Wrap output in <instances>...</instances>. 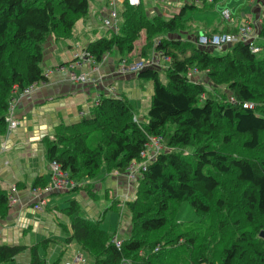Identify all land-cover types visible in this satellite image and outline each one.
Masks as SVG:
<instances>
[{"label": "trees", "instance_id": "1", "mask_svg": "<svg viewBox=\"0 0 264 264\" xmlns=\"http://www.w3.org/2000/svg\"><path fill=\"white\" fill-rule=\"evenodd\" d=\"M125 4L129 8L118 31L85 50L101 61L112 49L133 50L141 28L151 32L139 55L148 58L154 46L169 60L161 70L145 66L137 71L153 87L146 119H133L127 98L102 96L88 116L56 127L46 139L47 157L79 183L103 168L125 171L132 160H141L140 151L152 136L161 138L163 149L139 178L137 195L129 202L131 231L120 248L97 220L74 215L75 200L65 208L71 216L68 240L79 243L93 264H123L126 258L132 264H264V41L258 39V52L247 43L226 44L221 55L211 53L213 46L199 47L181 37L167 36L154 45L153 34L179 30L188 11L199 8L197 2L186 1L168 18H150ZM88 9L89 0H0V132L13 90L46 80L41 66L46 38L69 36ZM257 33L264 38V21ZM193 67L205 80L186 75ZM206 83L214 89L224 85L228 92L214 96ZM253 150L263 154L248 153ZM9 196L0 188V217L8 213ZM185 199L198 220L183 225L176 211ZM23 248L0 245V262ZM197 248L199 253L186 262L182 256ZM29 264H46L35 247Z\"/></svg>", "mask_w": 264, "mask_h": 264}, {"label": "crops", "instance_id": "2", "mask_svg": "<svg viewBox=\"0 0 264 264\" xmlns=\"http://www.w3.org/2000/svg\"><path fill=\"white\" fill-rule=\"evenodd\" d=\"M247 1L257 4L254 7L255 15L252 19L258 17L261 20L259 23L264 21L263 2ZM117 5L118 17L119 19L121 17L122 22L120 6ZM228 8L232 13V8ZM107 13L108 3L106 1L93 0L86 16L75 22L74 33L71 32L69 36L63 38L48 36L44 42L41 62L46 80L39 81L29 94L22 95L21 89L13 93L14 116L18 123L12 129H8L6 125V128L0 132V188L12 195L15 201L10 205L8 213L0 217V245H22L24 248L11 260L0 262V264H29L33 247L38 257L46 264H62L75 254H80L85 258L86 253L79 243L75 240H68L71 234V216L65 211L69 204L66 205L64 201L75 200L77 202L78 209L74 215L79 214L99 222L101 210L91 196L95 197L98 191H102L105 184L107 190H115L117 194L121 191L122 196L127 195L126 180L122 186L120 183L122 189H119L116 178L109 177V170L105 168H103L105 171L101 169L100 172L102 175L105 174L106 178L101 179V175L98 178L101 180H96L93 185L87 182L89 178H85L82 180L85 182L84 185L77 189L42 191L43 187L51 181L46 139H52L58 125L75 123L82 117L88 116L91 108L102 96L127 98L138 118L141 121L146 119L153 92L151 80L140 78L137 72L127 71L125 74L118 72L119 62L122 59L133 62L138 58L137 53L131 54L112 49L101 61L93 63L76 61V56L85 49L88 43L102 36L109 37L113 33L112 30L102 25L101 18ZM234 14L233 16L232 13L235 22L248 19L243 13L241 16L237 12ZM225 22L219 29L231 31L235 22ZM259 41L264 40L259 39ZM135 51L134 48L133 52ZM154 53H148L149 58L156 61L151 67L161 69L167 66L168 61ZM70 70L77 74L85 72L93 80L85 83L71 80L68 76ZM194 78L198 81L201 79L199 74ZM141 104H146L145 115L139 114L137 107ZM42 181H45L46 185L41 186ZM70 191V195L73 196L69 199L68 192ZM53 194L56 195L50 196ZM62 194H68V198L64 199ZM39 197L44 198V203L40 208H34L33 205ZM116 231L114 237L117 239H124L125 234L128 233L126 229H120L118 233ZM40 245L45 248L44 255L40 252ZM87 260L72 264H89Z\"/></svg>", "mask_w": 264, "mask_h": 264}, {"label": "rangeland", "instance_id": "3", "mask_svg": "<svg viewBox=\"0 0 264 264\" xmlns=\"http://www.w3.org/2000/svg\"><path fill=\"white\" fill-rule=\"evenodd\" d=\"M186 1H196L197 5H199L198 9H194L192 11H188L187 13V20L183 23H181L179 30H177L176 32H169V33H164V35H162L163 33H158V34H153V36L150 38V42H152V44L155 45V43H158L160 39H163L164 37H181L183 39H189L193 42H195L197 44V46L199 47H205L201 44H199L197 42V37L201 34V33H215L217 31H222L219 29V27L223 24H225L227 22H231L234 23L235 20H233V16L235 15L234 13H238L240 16L242 15V13L244 14V16L248 19H252V16L255 15L254 13V7L257 5L256 2H250L246 0H139L138 3L136 4H131L136 6V9L138 11V13H142L144 15H146L147 17H154L155 15H159L161 17L164 18H168L170 17L183 3H185ZM263 2V6H264V0H259ZM128 2V0H127ZM93 3V0H89V9H90V4ZM117 4H119L120 9L121 10V16H122V12L125 9V0H118ZM118 6V5H117ZM231 7L232 8V13H231V19H227L225 18L222 14H221V8L222 7ZM129 7H126V9ZM88 9V10H89ZM263 10V9H262ZM83 15L81 17H79L77 20H80L82 18H84ZM235 19V18H234ZM76 20V21H77ZM102 20V25L104 26L103 23V18H101ZM246 19H242V21L240 22L239 20L237 22H235L234 28L233 29H237ZM256 20V21H255ZM261 20L252 19L253 23H256V27H258L261 23H259ZM119 24H121V17L119 19ZM79 25V24H77ZM77 27V26H76ZM105 27V26H104ZM80 29V26H79ZM78 29V30H79ZM232 29V30H233ZM108 31V30H107ZM149 30L146 31L145 28H141L139 30V34L138 37L135 39L134 41V47L136 49L135 52H133V50L129 51V52H125V53H137L138 58L136 60H134L133 62H128L127 60H123L119 62L118 65V72L125 74L127 71H124L121 69V66L123 64L129 66L130 63H134V62H138L140 60H142V62L146 63L150 60L153 61V63H156V61L153 58H145L144 56H140V50L142 48V46L146 43V39H147V35H149L151 32L148 33ZM74 33V26L72 28V31ZM157 33V32H156ZM50 36H53L50 35ZM258 39H263L260 36H258ZM212 54L215 55H221V54H225L227 52V48L221 47V48H214L212 50H210ZM149 52L156 54V56H160L158 54V51L155 49L154 46H150L149 48ZM109 53V52H108ZM107 54V53H106ZM105 54V55H106ZM105 55L103 56L102 59H104ZM101 59V60H102ZM132 61V60H131ZM92 63V62H91ZM164 67V66H163ZM161 70V69H159ZM134 73H136V71H132ZM199 73V72H198ZM197 75V74H196ZM199 78H203L205 80V76L202 73H199ZM93 80V79H92ZM206 85H208L206 83ZM209 90H210V94H213L214 96H218L222 93L225 92L227 94V90L226 87L224 85H220L217 87V89H214L213 87H210L209 85L206 86ZM220 93V94H219ZM146 105V104H145ZM144 104H141L139 107V114H146V108ZM135 117L138 118V116L136 114H134ZM138 120H140L138 118ZM245 150V149H244ZM246 151V150H245ZM263 150H257V151H252V152H248L250 154H257V155H261L263 154L262 152ZM105 171V169H103ZM102 172L98 171L97 174L93 177V178H89L91 180H87V182L89 181L91 183V185H93V183L96 180H101L106 178L105 174H103L102 176ZM101 176V179H98ZM109 177H115L116 178V183L118 182V187H120V183L122 186V183L125 182V188L127 195L122 196L121 195V191L118 192V194L115 192V190L106 189V184L103 186L102 191H96L97 195L91 196V198L94 200V202L99 205L100 210H101V217H100V221L98 222L100 228L104 229L105 231H107L110 234H114V232L116 231V229L119 231L120 229H126V237L124 239H126L127 237H129L130 231H131V210L129 209V202L135 199V196L137 195V191H138V186H139V179H129L127 176V173L125 171H120L117 168H112L111 171L109 170ZM121 178V179H120ZM103 181V180H102ZM80 185H84V181H80L79 182ZM80 185H78L79 187H81ZM77 189V188H76ZM107 191H106V190ZM119 189H122V187H120ZM68 194H71V191L68 192ZM68 194H62L61 196L66 199L68 198ZM56 194L50 195V196H55ZM73 195H70L69 199L72 198ZM66 202L65 204H69V200L64 201ZM10 205L13 204V202L9 203ZM61 204V203H60ZM113 204V205H112ZM106 207V209H105ZM105 213V214H104ZM103 214L105 215L103 217ZM176 217L178 218V220L180 222H182L183 225H185L186 223H191V221L193 220H198L195 211L193 209V207L191 206L190 202L188 199L182 200L181 202L178 203V208L176 211ZM95 220V219H94ZM118 231H116L118 233ZM114 237V235H113ZM113 239V238H112ZM120 239V238H118ZM120 241H123V239H120ZM80 245V244H79ZM199 248V247H198ZM196 249V253H191L190 255H184L182 257H184V260L186 262H189L190 259H192V256L197 255V253H199V249ZM82 250L84 251V249L82 248ZM40 252L42 253V255H44L45 253V248L43 246L40 245ZM85 252V251H84ZM86 256H85V261L86 259L87 262H89V264H91L92 262V256L88 253L85 252ZM147 254H144V256H146ZM213 259V258H212ZM138 261H136L134 264H137ZM123 264H132V261H130L128 258H126V260L124 261ZM203 264H208V263H203ZM213 264H218L217 260H214Z\"/></svg>", "mask_w": 264, "mask_h": 264}, {"label": "built area", "instance_id": "4", "mask_svg": "<svg viewBox=\"0 0 264 264\" xmlns=\"http://www.w3.org/2000/svg\"><path fill=\"white\" fill-rule=\"evenodd\" d=\"M108 3V13L105 17H103L104 26L108 30H112L113 32H117L119 29V17H118V0H104ZM139 0H128L129 4H136ZM221 14L227 18L231 19V9L225 7L221 10ZM258 33L256 23L252 22V19H246L234 32H221V33H213V34H205L201 33L197 37V42L201 45H210L215 48H221L223 45L226 44H234L237 42L247 43L249 48L252 52H258L260 50V44H258ZM262 38V37H261ZM160 57L165 61L169 60L168 56L162 55L158 52ZM76 61L81 62H88L93 63L95 62L92 55L85 49H83L79 54L76 56ZM153 61L151 62H142V60L134 63H130L129 66L123 64L121 69L124 71H139L143 69L145 66L154 65ZM63 69V68H62ZM198 69L195 67L190 68L186 75L188 77H194L198 73ZM68 76L71 80L79 81V82H89L92 80L87 73H75L74 71H68ZM37 83H32L24 88L21 89V94H29L36 86ZM18 88L13 90V93L16 92ZM229 100L231 102H235L233 96H229ZM243 106L246 107H253L252 102H244ZM14 108H15V98L10 99L8 103V108L4 115V120L6 122L7 128L12 129L14 128L18 120L14 116ZM136 122H138V118L134 116L133 118ZM163 149V144L161 143V138L152 136L150 137L149 141L145 143L144 148L140 151L141 160L135 161L132 160L128 166L126 167L125 172L129 179H139L141 175L146 171L148 164L155 158L156 154ZM49 170L51 175V181L49 184L43 187L44 192H50L54 189H65L76 185H80V183H76L69 177V173L66 170H63L59 163L55 160L49 161ZM15 198L10 195L9 196V203L14 202ZM44 203V198L39 197L38 201L34 203V208H40V206ZM112 243L117 247L120 248L121 241L116 237H113ZM85 258L80 254H75L69 260L64 261L62 264H72L74 262H83Z\"/></svg>", "mask_w": 264, "mask_h": 264}, {"label": "water", "instance_id": "5", "mask_svg": "<svg viewBox=\"0 0 264 264\" xmlns=\"http://www.w3.org/2000/svg\"><path fill=\"white\" fill-rule=\"evenodd\" d=\"M260 234H262V233H260Z\"/></svg>", "mask_w": 264, "mask_h": 264}]
</instances>
